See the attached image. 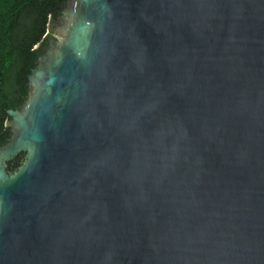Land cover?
<instances>
[{"label":"water","instance_id":"obj_1","mask_svg":"<svg viewBox=\"0 0 264 264\" xmlns=\"http://www.w3.org/2000/svg\"><path fill=\"white\" fill-rule=\"evenodd\" d=\"M55 20L6 110L0 264H264V0Z\"/></svg>","mask_w":264,"mask_h":264},{"label":"trees","instance_id":"obj_2","mask_svg":"<svg viewBox=\"0 0 264 264\" xmlns=\"http://www.w3.org/2000/svg\"><path fill=\"white\" fill-rule=\"evenodd\" d=\"M65 0H0V146L9 136L7 109L27 98V75L53 33L51 22ZM20 154L9 171L20 163Z\"/></svg>","mask_w":264,"mask_h":264},{"label":"flooded vegetation","instance_id":"obj_3","mask_svg":"<svg viewBox=\"0 0 264 264\" xmlns=\"http://www.w3.org/2000/svg\"><path fill=\"white\" fill-rule=\"evenodd\" d=\"M56 33H57V30L53 28V34L55 35ZM53 34H51V35L54 36ZM28 86H29V85H28ZM29 91H30V86H29V90H28V93H27V94H29ZM27 96H28V95H27ZM8 121H9V120H8ZM8 121L5 122V124H8V125H9V136H10V133H11V132H10V127H11V125H10V123H9ZM9 136H8V138H9ZM8 138H7V140H8ZM7 140H6V141H7ZM20 154L22 155V159H21V161L23 160V158H24V154L21 152V153H19V154L13 159V160H11L10 162H8V170H7L8 172L13 171V170L9 171V168L14 164L15 160L17 159V157H18ZM21 161H20V163H21ZM20 163H19V164H20ZM19 164H18V165H19ZM18 165H17V166H18ZM17 166H16V167H17ZM14 170H15V169H14Z\"/></svg>","mask_w":264,"mask_h":264},{"label":"rangeland","instance_id":"obj_4","mask_svg":"<svg viewBox=\"0 0 264 264\" xmlns=\"http://www.w3.org/2000/svg\"><path fill=\"white\" fill-rule=\"evenodd\" d=\"M51 24H52V26H53V28L55 29H57V27H58V22L54 19L52 22H51ZM51 34H53V33H51ZM50 34V36L49 37H52V35ZM54 35V34H53ZM48 37V38H49ZM54 38L58 41L60 38H59V36L57 35V34H55L54 35Z\"/></svg>","mask_w":264,"mask_h":264}]
</instances>
